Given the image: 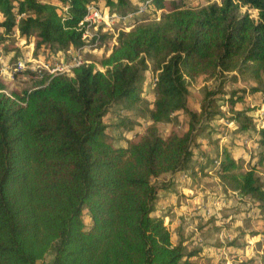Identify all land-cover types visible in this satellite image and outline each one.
I'll use <instances>...</instances> for the list:
<instances>
[{"label":"trees","instance_id":"obj_1","mask_svg":"<svg viewBox=\"0 0 264 264\" xmlns=\"http://www.w3.org/2000/svg\"><path fill=\"white\" fill-rule=\"evenodd\" d=\"M55 1L0 0L2 42L17 32L18 42L34 40L35 57L57 56L83 45L79 24L90 4L127 14L147 0ZM150 1L161 21L121 31L99 62L102 70L89 63L72 76L31 75V89L0 92V264H40L49 254L51 264H212L199 249L173 245L152 213L174 175L191 168L203 124L218 114L210 110L214 96L241 79L252 84L228 95L227 122L235 123V137L257 131L260 169L244 170L226 148L215 149L208 164L219 162L214 173L223 188L252 199L264 214V127L256 129L253 109L244 108L246 97L264 95V0H219L198 9L183 7L184 0ZM149 72L151 125L117 147L105 118L116 106L114 129L133 131L128 117L143 103ZM202 77L218 82L219 92L209 93L197 113L187 96ZM179 114L189 116L187 130L162 137L157 124ZM238 264H264V252Z\"/></svg>","mask_w":264,"mask_h":264},{"label":"crops","instance_id":"obj_2","mask_svg":"<svg viewBox=\"0 0 264 264\" xmlns=\"http://www.w3.org/2000/svg\"><path fill=\"white\" fill-rule=\"evenodd\" d=\"M19 43L22 44V41H20ZM29 43L28 45H26V43L22 45H24V47H26V49L28 50L30 49ZM1 57L5 62H9V55H1ZM257 98L261 99L260 109L263 110L264 95H262L261 97L257 96ZM225 122L222 123L223 125L221 129V131L224 130V132L217 133L218 136H216L215 141H210V143H207L206 136L205 138H202L204 137V135L199 136L197 142H200L202 145L198 153L194 151V157L191 162V168H194V172L190 168L189 170L180 172V174L175 175L173 181L174 187L169 191H162L159 193V200L154 206V211L152 213V217L163 219L165 227L170 232L171 242L173 245L177 244L178 242H182V245L186 249H199L201 251L200 255L211 259L212 264H216L217 262L219 263V261L222 264L223 262H221V260L223 259L227 262L226 264L240 263L242 261L241 259H245L243 258V254L245 252L244 250L246 249V243L248 241L251 242L252 240L258 241L255 248L256 254L257 250L261 246V242L259 243V241H261V238L264 237V214H262L260 209L257 208V203L252 199L239 195L237 192L225 190L217 174L214 173L216 161H214V165L208 164V159L215 156V149H219L221 153V150L223 148H226L227 152L231 154L232 158L242 164L244 170L260 169L257 168L259 158V156L257 155L260 151L258 145L259 136L257 131L253 132L251 130H248L244 132V135L252 134V140H249L250 144L247 147L246 144H244V135L235 137V135L233 134L234 130L227 129L225 126ZM261 126L264 127L263 122ZM208 133L209 136L212 135L210 129L208 130ZM254 140L256 141L254 142ZM126 144L127 143L123 144L120 147H124L126 146ZM209 146L213 147V156L206 153L209 151L203 150V148H206L207 150V147ZM208 150H210V147ZM205 165L207 169H205L204 171L208 172V175L211 173V176H216V180L218 181L217 185L219 187L215 191L204 189V185L200 182L201 177H203L204 179L206 178V176H208L207 174L203 175V173L201 172V166ZM188 176L190 177V179ZM182 177H185L184 181H181ZM214 202L216 203L217 207L212 211L216 212L217 215L214 216L215 219L213 220L210 216L206 217L204 215V207H208ZM250 203L255 205V213L258 212L255 217V220H257L256 223L258 225V231L247 233L245 232V230H243L241 234L242 239L239 240V238L237 239L236 237H232V240L227 241V239H225V236L227 237L226 227L229 225L230 217L221 215V217L217 219L218 216L220 215V213H222V211L235 210L240 212L242 214L241 216L244 219L246 218V216L251 215V213H249V209L245 208V206ZM233 218H235V215L233 216ZM199 219L200 223L198 224L200 225L197 224ZM208 220L210 222L206 223ZM194 227L198 228V230L191 231ZM211 227L216 230L215 233L219 234V236L217 235L218 241L216 242V245L206 246L204 248L202 247V245H200V233L203 232L201 231L203 229V233L207 234L210 232V236L215 238V233ZM221 236L224 237L226 243L221 241ZM214 240L215 239H213L212 242H214ZM227 254L232 256L227 258ZM52 260V254H49L45 258L47 264H51Z\"/></svg>","mask_w":264,"mask_h":264},{"label":"rangeland","instance_id":"obj_3","mask_svg":"<svg viewBox=\"0 0 264 264\" xmlns=\"http://www.w3.org/2000/svg\"><path fill=\"white\" fill-rule=\"evenodd\" d=\"M41 1H48V2L50 1V2L56 3L55 0H41ZM215 2L219 3V0H184V2L182 4H183V7H185V8L198 9L200 7H203L205 5L212 4ZM243 11L244 12L248 11V13L251 15L252 18L257 19V12L256 11L247 10L246 8H244ZM1 20H2V18L0 16V21ZM160 21H161L160 13L155 18L153 13L151 12V13L146 14L145 16L137 19L135 21V24L133 25V28L137 27V26L155 24V23H158ZM114 31H116V33H115L116 36L111 35V34L104 35V36H106V39L101 41L100 45L97 47V49L94 52L86 53L83 55V58L86 61H89L90 63L96 64L97 69L102 70V68L99 65V62L109 55L113 46L116 45V39H117L118 34L121 33L122 30H119V28L116 27L114 29ZM6 40H7L6 42H2V34L0 33V56L1 55H3V56L9 55L10 56L9 63H12V64L17 62V61L24 60L25 54H26L25 52L27 51L26 47H24V45L20 44L14 35L9 37ZM30 42H32L34 44L33 39ZM26 45H28V43H26ZM40 55H42L45 59L51 60V61H53L54 58L56 59L58 56V55L57 56H54V55L51 56V55H47V54H43V53H41ZM150 69H152V63H150ZM149 77H150V72L146 73L145 83H143V86H142L143 103H141V105L139 107H137L133 110L130 118L128 117L130 115L126 114V119L128 117V119H130L128 121L133 122V125H132L133 131L129 132L128 130H121V129L116 130V129H114V125L117 122L118 115H119L118 114L119 108L116 106L110 110V113L105 118V122L109 127L107 132H108L109 136L113 139V143L115 146L120 147L123 144L127 143L128 141L135 140L138 136L143 135L146 131V128L149 127V125H151V122L149 121V119H147L148 118L147 111L150 108H152V104L154 101V92L152 91V87L150 86ZM0 83L5 86V88L9 94H12L13 91L21 92L24 90H29L33 86V80H31V77L29 78L28 76H25V77L20 76L15 81H10V80L5 79V80L1 81ZM250 83L251 82L246 80V79H244V80L241 79L240 83L237 85H234V84L224 85V87L221 90L222 93L216 94L214 96L215 102L212 103V108L210 110H215V111H217L218 114L214 117H211L209 120H205V122L203 121L204 122L203 125H204V127H205V125H207V129L204 131V133H202L200 135V136L204 135V137H202V138H205V136H206L207 143H210V141L211 142L215 141L216 136H218L217 133H220V132L223 133L224 132V130L221 131L222 125H223L222 123L227 121L230 117V115L228 114V111H227L228 108L226 105V99L229 97L228 95L231 93V91H234L236 89H244V88L248 89V87L250 86ZM218 86H219L218 82H215L213 80H206L203 77L194 81L188 89L187 105H188L189 109L192 111H195L197 113H200L201 105L207 99V98L205 99V97L209 93H213V92L218 93L219 92ZM210 99H212V97L208 98V100H210ZM260 100L261 99H258L257 96H254V95H250V96L245 98V104H244L245 107L244 108L248 107V108L253 109V111H251L249 113V115L252 116L254 121L256 120L255 125H257L259 123V122L257 123V118L255 116L257 115V112L259 111L258 109L261 108L260 107L261 106ZM238 107L243 108L240 105ZM122 115H124V114H122ZM188 122H189V116H187L186 114H179L176 116L175 120H173L170 123H159V124H157V128H158L159 134L162 137H167L170 134V132H172V131H175L178 133L185 132L187 130ZM261 125H260V127H261ZM209 129L212 132L211 136L208 135ZM255 141L256 140H254V142ZM254 142H253V144H254ZM195 145H197L196 146L197 149L195 151H196V153H198L200 151V147L202 144L200 142H196ZM205 145H208V144H205ZM209 147H210L211 151L208 150ZM209 147H207V150H206V148H203V150L209 151L206 153L213 156L214 155L213 147L212 146H209ZM247 169H248V167H247ZM205 173L208 175V172H205ZM259 173L262 174L260 177L264 178V174L262 173L261 170H259ZM177 174H180V172L176 173L175 175H177ZM209 175L206 176V178H204V179H203V177H201L200 182L204 185V189H209L211 191H215L219 187L217 185L218 181L216 180V176H211V175L209 176ZM188 177H186V178H188ZM189 179H190V177H189ZM184 180H185V177H182L181 181H184ZM250 204L246 205L245 208L249 209V213H251V215L246 216V218H244V219L241 216L242 214L238 211H235V210L222 211V213H220V215L218 216L217 219H219V217H221V215L230 217L229 225L226 227L227 237L224 235L225 239H227V241L232 240L233 239L232 237H236L237 239L239 238V240L242 239L241 234H242L243 230H245V232H247V233H250L252 231H255V232L258 231V225L256 223L257 220H255L256 219L255 217H256L258 212L255 213L256 212L255 205H253L252 203H250ZM216 215H217V213L213 212L212 215L210 216L211 219L214 220L215 219L214 216H216ZM234 215H235V218H233ZM84 221L87 225H89V219L87 216L85 217ZM209 222L210 221L208 220L206 223H209ZM198 223H200V219L197 222V224ZM201 223H203V222H201ZM198 225H200V224H198ZM196 230H198V228L194 227L191 231H196ZM201 231L204 232L203 229ZM213 231H214V233L216 232V230H214V229H213ZM203 232L200 233V245H202V247H204V248L206 246L216 245V242L218 241L217 238H218L219 234L215 233L216 236L214 234L215 238H213L210 236V234H211L210 232L207 234L203 233ZM213 239H215L214 242H212ZM257 242L258 241H256V240H252L251 242L248 241L247 243H250V246L252 248H256ZM245 252H246V254H245ZM245 252H244L243 256H251V255H249L250 254L249 252H247V251H245ZM263 252H264V237L261 238V246L257 250V253L262 254ZM230 256H232V255L227 254V258H229ZM241 260H243V259H241ZM221 262H223L222 264L227 263L226 261H224V259L221 260ZM216 264H221V263L219 261V263L217 262Z\"/></svg>","mask_w":264,"mask_h":264},{"label":"built area","instance_id":"obj_4","mask_svg":"<svg viewBox=\"0 0 264 264\" xmlns=\"http://www.w3.org/2000/svg\"><path fill=\"white\" fill-rule=\"evenodd\" d=\"M151 11L152 6L150 0L140 3L135 11L127 14L106 10L105 5L101 3L90 4L86 9V14L83 20L79 24L80 30L82 31L83 42L81 47L77 49H69L51 61L45 59L42 55L35 57L33 54L34 44L30 42V49L25 52V59L22 61H17L12 64L8 61L5 62L0 56V82L5 79L15 81L20 76H28L30 78L31 75L38 79H41L44 76L50 78L56 75L72 76L73 69L90 63L83 58V55L94 52L100 45L103 35L111 34L116 36V31H114L116 27L119 28V30L128 32L133 28L137 19L151 13ZM158 14L159 13H157V15ZM14 36L17 37V32H15ZM24 43L25 42L22 41V44ZM149 83H151L150 86L153 88L155 85V79L150 78ZM0 92L10 96L6 88L5 90H0ZM255 117L257 118V123L259 122L256 125V129H259L262 124L263 110L259 109ZM225 126L229 130H235L234 122L226 121ZM251 137L252 134L244 135V144H246L247 147L250 144L249 140H252ZM216 165H219V162H216ZM216 207L215 202L208 207H204V215L206 217L211 216L213 213L212 210ZM220 239L222 242L226 243L224 237L221 236ZM245 251L249 252V255L251 256H243V258L249 259L256 254L261 255V253L255 254V248H252L250 243L246 244ZM40 264L47 263L46 261H42Z\"/></svg>","mask_w":264,"mask_h":264}]
</instances>
